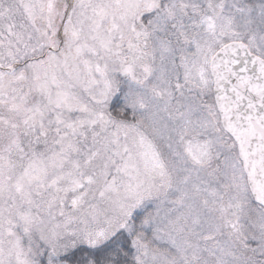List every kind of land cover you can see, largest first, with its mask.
<instances>
[{
    "label": "snow or ice",
    "instance_id": "1",
    "mask_svg": "<svg viewBox=\"0 0 264 264\" xmlns=\"http://www.w3.org/2000/svg\"><path fill=\"white\" fill-rule=\"evenodd\" d=\"M0 264H264V0H0Z\"/></svg>",
    "mask_w": 264,
    "mask_h": 264
}]
</instances>
